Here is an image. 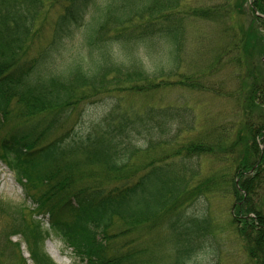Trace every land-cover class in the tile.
Wrapping results in <instances>:
<instances>
[{"label": "trees", "instance_id": "16d2710c", "mask_svg": "<svg viewBox=\"0 0 264 264\" xmlns=\"http://www.w3.org/2000/svg\"><path fill=\"white\" fill-rule=\"evenodd\" d=\"M45 8L61 12L48 45L29 56ZM236 10L244 12L239 19ZM190 19L224 23L225 37L206 72L192 78L178 73ZM157 40L172 57L165 62L169 78L160 69L149 72L138 56ZM227 67L234 87L214 77ZM176 75L182 88L227 96L238 116L224 124L208 116L199 121L185 105L148 106L143 113L122 105L120 92L150 98ZM100 99L112 100L107 113L80 132L73 112ZM170 141L172 153L132 170L140 152ZM204 157L225 166L203 176ZM0 159L37 206L27 220L25 204L0 200V213L13 220L6 248L20 252L25 243L32 264H57L44 245L51 235L84 264H192L203 242L215 244L213 195L233 197L247 264H264V0H222L208 8L185 0H0ZM160 230L171 237L167 261L155 255L158 241L150 245Z\"/></svg>", "mask_w": 264, "mask_h": 264}, {"label": "rangeland", "instance_id": "374dc122", "mask_svg": "<svg viewBox=\"0 0 264 264\" xmlns=\"http://www.w3.org/2000/svg\"><path fill=\"white\" fill-rule=\"evenodd\" d=\"M187 6L190 8L193 6H205L208 8L210 5L222 2V0H185ZM245 10L248 11L250 4L245 5ZM61 9L47 12L45 8L40 14L37 22V27L40 32L36 38L29 41V56H35L39 51L43 50L51 40L53 33V25L60 14ZM244 12L235 11L234 17L239 19L242 17ZM244 20V17L242 18ZM243 22V21H242ZM245 23V21H244ZM224 26V23L221 24ZM221 25L213 24L210 22H199L193 19L188 20L185 23L184 28V41L182 42V51L180 53L181 67L178 73L187 77H196L194 72H206V69L212 61L213 53L222 45L225 37H220ZM38 31V30H37ZM76 44L80 45L83 42L82 35L76 39ZM157 46L151 51L146 47H140L138 49V56L142 59L146 69L154 74H157L159 69L163 71L164 77L169 78V72H167V65L172 64L171 55L164 50L161 45L163 42L157 40ZM78 47V46H77ZM76 47V48H77ZM77 49L73 48L70 54L74 55ZM117 54L120 53L119 48L115 49ZM153 53L152 55H149ZM228 68V67H227ZM165 69V70H163ZM232 69H224L222 73L215 75L214 77H220L226 81L227 85L234 84ZM162 76V75H161ZM225 77V78H224ZM179 78L176 76L170 77L169 81L172 86L160 91H156L151 94V97L141 95H127L124 92H120L122 105L130 108L135 113H143L148 106L154 107V105L162 107H173L177 108L182 105L188 106L191 109V114L198 118L199 121H203L205 116L213 122L229 123L232 119L238 116V111L235 112V104L227 99V96H223L222 99H216L211 93L193 91L185 89L180 86ZM228 79H232L227 82ZM112 103L111 99H100L93 103V105L85 106L81 110L78 108L72 114L73 124L79 128L80 132H86L93 125L98 124L102 117L107 113L108 107ZM150 104V105H149ZM124 110V108H123ZM80 115V116H79ZM236 119V118H235ZM234 120V119H233ZM176 124V122H175ZM201 127L204 124L199 122ZM173 134V133H172ZM171 134V135H172ZM170 135V136H171ZM189 137L196 136L195 134H187ZM185 137V136H184ZM184 139H179L180 141ZM169 145L163 148L156 149L151 152H143L133 160L132 170H141L145 165L149 164L150 161L157 159L159 156L170 154L176 147V141L168 142ZM225 166V164L216 163L211 158L202 159V175H210L213 170L219 169ZM99 170L101 168L99 167ZM211 172V173H210ZM128 175L134 172H126ZM118 180L111 181L114 184ZM0 200L4 203L10 204L12 207H17L21 204H25L26 208V219H31L30 211L36 208L35 204L26 197L23 186L18 182L15 174L0 161ZM233 197L231 195H213L209 198L210 211L212 216V223L214 227L215 243L211 246L206 242V247L197 253L192 260V264H247L248 262V251L245 239L236 232L234 224V208H233ZM195 207H202L195 205ZM197 211V210H196ZM195 212V211H194ZM45 227L47 223L44 222ZM13 220L12 217L0 213V264H23L21 262L20 255L24 257L27 263L31 264L29 260V253L25 243H21V251L18 252L14 245H10L6 248V244L9 241L8 235L12 229ZM158 233V235H157ZM134 233H131V236ZM130 236V237H131ZM129 237V238H130ZM20 236H12L10 241L13 243L19 242ZM127 238V240L129 239ZM171 237L167 230H160L152 236L151 244H155L158 241L159 246H154L155 255L157 257L163 256L164 260L167 261L170 256V252H164L168 249V243L170 244ZM125 239L118 240V243L124 242ZM200 244L199 240L196 241ZM45 249L54 259L57 264H84L73 254L72 250L64 245L56 236L51 235L45 242ZM164 252V253H163Z\"/></svg>", "mask_w": 264, "mask_h": 264}]
</instances>
